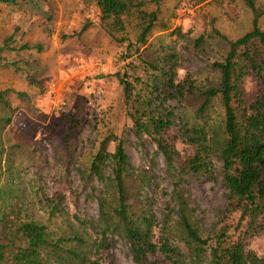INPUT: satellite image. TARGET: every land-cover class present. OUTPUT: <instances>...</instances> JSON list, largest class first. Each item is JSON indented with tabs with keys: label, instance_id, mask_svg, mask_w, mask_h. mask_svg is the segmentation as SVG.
Listing matches in <instances>:
<instances>
[{
	"label": "rangeland",
	"instance_id": "374dc122",
	"mask_svg": "<svg viewBox=\"0 0 264 264\" xmlns=\"http://www.w3.org/2000/svg\"><path fill=\"white\" fill-rule=\"evenodd\" d=\"M256 5L264 8V0ZM158 19L140 45L133 25L112 36L96 0L0 3V91H12L11 110L0 105V243L6 247L1 264H16L15 253L26 247L21 228L27 223L45 228L40 264H62L68 251L81 254L85 247L72 236L90 243L107 224L115 263L134 264L110 220L117 205L112 162L105 180L88 177L99 143L110 133L125 140L130 168L122 179L130 211L139 216L151 208L159 221L156 235L163 229L184 251L177 222L180 197L187 219L209 247L222 233L231 239L246 236V249L264 257V230L252 234L246 223L236 230L238 214L226 212L228 192L218 160L222 108L218 98L203 106L202 94L218 85L212 64L227 51L212 30L237 39L249 30L251 13L241 0H161ZM260 27L264 31V18ZM120 78L132 85L129 101ZM170 78L185 84L181 95L165 87ZM263 90L253 77L242 83L247 103ZM132 114L148 130L138 131ZM158 119L169 123L164 139L176 151L171 166L153 140L152 121ZM202 129L207 141L198 146L192 131ZM196 156L208 172L192 170ZM203 249L201 261L156 259L209 264V248Z\"/></svg>",
	"mask_w": 264,
	"mask_h": 264
},
{
	"label": "trees",
	"instance_id": "16d2710c",
	"mask_svg": "<svg viewBox=\"0 0 264 264\" xmlns=\"http://www.w3.org/2000/svg\"><path fill=\"white\" fill-rule=\"evenodd\" d=\"M160 1L96 0V5L102 22L112 36L124 32L127 26L133 25L137 32V43L144 45L159 22ZM241 1L251 13L250 28L234 40L228 39L217 30H212V34L226 44L227 51L222 61L212 64L219 73L218 85L204 90L202 94L205 98L203 106H206L210 99L218 98L222 108L220 138L224 139L221 142L218 160L221 162L222 181L228 192L229 204L226 212L238 214L236 230L241 224L246 223L250 232L256 234L264 230V90L253 102L247 103L243 99L242 83L246 77H253L264 86V57L260 50L264 49V31L260 27V21L264 18V8L257 6L256 0ZM0 3L14 5L16 0H0ZM201 40L202 37H199L198 41ZM119 82L125 99L129 101L132 94L131 83L122 78ZM184 85L173 84L170 78L165 87L170 92L181 95L186 88ZM11 92L9 89L0 91V105L9 111L11 105L8 94ZM131 119L138 131L148 130L133 114ZM6 122L8 124L9 119H6ZM168 126L169 123L161 119L152 121L157 136L153 140L171 166L176 151L164 139V132ZM192 133L195 135L192 143L202 146L199 142L205 141V130H193ZM111 144L114 145L112 152L108 150ZM109 161L112 162V182L117 193V205L111 211L110 220L119 228V236L128 245V252L134 264H159L156 259L159 255L169 261L180 256L201 261L206 253L204 247L209 248V264H264V257H259L246 249L244 241L246 236L242 239H231L222 233L215 245L209 247V240L202 239L187 219L180 197L177 222L183 232L181 242L184 251L170 243L163 229L156 235L159 221L151 208L143 209L139 216H134L130 211L129 195L122 179L130 168L125 153V140L112 133L106 135L99 143L98 151L90 164L88 177H94L98 181L105 180ZM191 163L193 171L208 172L207 165L202 163L199 156ZM109 225L107 224L90 243H86L79 234L73 235L71 240L85 249L81 254L68 251V258L62 260V264H116L111 252L113 241L108 237ZM21 231L26 247L15 253L16 264H40V253L47 242L45 228L35 223H27L22 225ZM5 254L6 247L0 243V264L4 262Z\"/></svg>",
	"mask_w": 264,
	"mask_h": 264
}]
</instances>
